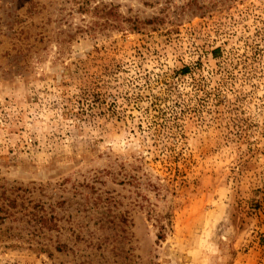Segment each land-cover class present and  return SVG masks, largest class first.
I'll return each mask as SVG.
<instances>
[{
	"label": "rangeland",
	"instance_id": "1",
	"mask_svg": "<svg viewBox=\"0 0 264 264\" xmlns=\"http://www.w3.org/2000/svg\"><path fill=\"white\" fill-rule=\"evenodd\" d=\"M0 264H264V0H0Z\"/></svg>",
	"mask_w": 264,
	"mask_h": 264
}]
</instances>
